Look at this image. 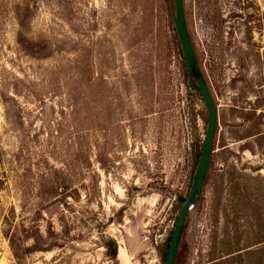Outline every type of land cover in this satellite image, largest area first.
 <instances>
[{
    "label": "rangeland",
    "instance_id": "374dc122",
    "mask_svg": "<svg viewBox=\"0 0 264 264\" xmlns=\"http://www.w3.org/2000/svg\"><path fill=\"white\" fill-rule=\"evenodd\" d=\"M168 6L0 0V264H164L207 123ZM183 6L217 126L176 264H264V0Z\"/></svg>",
    "mask_w": 264,
    "mask_h": 264
},
{
    "label": "water",
    "instance_id": "95a60500",
    "mask_svg": "<svg viewBox=\"0 0 264 264\" xmlns=\"http://www.w3.org/2000/svg\"><path fill=\"white\" fill-rule=\"evenodd\" d=\"M173 27L180 46L185 72L190 85L198 92L207 114L206 131L193 174L188 195L182 203L175 222L164 264H176L185 222L190 209L197 205L203 192L213 155L217 126V106L204 74L200 68L188 32L183 0H168Z\"/></svg>",
    "mask_w": 264,
    "mask_h": 264
},
{
    "label": "trees",
    "instance_id": "16d2710c",
    "mask_svg": "<svg viewBox=\"0 0 264 264\" xmlns=\"http://www.w3.org/2000/svg\"><path fill=\"white\" fill-rule=\"evenodd\" d=\"M166 3H167V6H168V0H166ZM168 14L170 15V11H169V6H168ZM176 39V38H175ZM178 44V43H177ZM179 54H181V52L179 51ZM190 86V85H189ZM190 88L196 93V95L199 97V100H201V98H200V96H199V94H198V92L192 87V86H190ZM201 148H202V146H200L199 148H198V151H197V154H196V158H195V166L197 165V162H198V159H199V156H200V151H201ZM112 245H114V244H112ZM169 246V245H168ZM168 246H167V249H168Z\"/></svg>",
    "mask_w": 264,
    "mask_h": 264
}]
</instances>
